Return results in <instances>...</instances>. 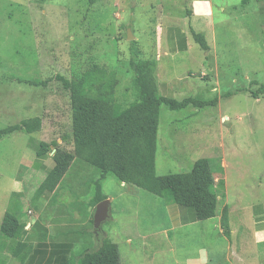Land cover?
<instances>
[{
    "label": "rangeland",
    "instance_id": "374dc122",
    "mask_svg": "<svg viewBox=\"0 0 264 264\" xmlns=\"http://www.w3.org/2000/svg\"><path fill=\"white\" fill-rule=\"evenodd\" d=\"M191 1L95 0L90 4L89 0H0V221L9 208L11 192L22 189L26 196L41 197L36 191L45 174L36 167L26 169L24 156L36 152L40 142L51 143L69 130V93L54 77L77 80L93 66L102 67L115 74V101L126 107L136 97L130 53L136 52L141 59L152 57L158 6L164 23L172 25L185 17ZM213 1L217 4L213 18L215 53L222 64L219 86L213 91V83L193 78L194 90L175 94V100L193 97L213 101L210 105L177 111L160 106L155 171L158 176L189 172L195 161L212 153L207 143L215 141L218 133L231 132L225 158L229 191L237 189L256 200L264 197V185H259L264 184V94H252L264 85V27L245 33L247 22L238 15L243 0ZM220 6L238 9L236 19L225 24V30L220 24L225 18L217 9ZM128 30L133 38L127 39ZM188 34L189 51L205 54ZM185 56L187 53H181L163 60L172 70L170 75L178 76L188 67L182 61ZM33 81L47 83H27ZM221 117L227 119L222 121ZM18 125L23 128L19 130ZM9 126H15L17 133L6 137L11 132ZM217 166L214 160V172ZM21 176L23 184L18 179ZM99 176L95 168L80 171L76 180L82 185L79 202L91 199ZM236 179L244 181L232 187ZM73 180H65V192L57 193L58 199L65 197L66 204L74 200L68 186ZM102 193L111 199L110 215L98 234L117 245L122 264H166L168 259L174 264L185 257L187 249L179 240L180 231L172 252L165 251L168 191L156 196L134 186L123 187L108 175L102 182ZM221 205L218 201L216 212ZM28 217L27 209L22 208L21 220ZM195 243L202 241L197 238ZM203 243L207 246L208 239L204 237ZM189 245L191 251L192 243Z\"/></svg>",
    "mask_w": 264,
    "mask_h": 264
},
{
    "label": "crops",
    "instance_id": "0c3cea01",
    "mask_svg": "<svg viewBox=\"0 0 264 264\" xmlns=\"http://www.w3.org/2000/svg\"><path fill=\"white\" fill-rule=\"evenodd\" d=\"M250 2V0H243V8L238 12V15L245 18L247 22L248 30L245 33L248 35L252 34L250 29L264 27V0H254L252 4ZM216 5L213 0H192L187 9L190 10V17H183L181 21H176L172 25L164 23L162 8L158 6L153 40L154 52L150 60L155 64V77L161 96L175 99V94L179 92H191L195 88L193 78L213 83L212 90H217L218 73L222 64L219 65V57L215 53L216 29L213 18ZM217 9L225 15L223 21L220 22L225 30V24L236 19L238 9L235 7L234 10L230 8L226 10L223 6ZM189 27L204 35L209 47L205 54L189 51L191 48ZM181 53H187L188 56H185L182 61L188 67L178 76L173 77L170 75L171 68L166 66L167 63L163 60L169 61ZM195 70L197 71L194 72ZM226 119V117H221L222 121ZM27 121L26 119L20 122ZM9 127L11 132L7 133L6 137L17 133L14 130L15 126ZM22 128L23 126L18 125L19 130ZM24 133L29 132L24 129ZM230 136L232 137L231 132L218 133L215 141L207 143L212 153H209L206 159L218 162L217 170L213 171L214 182L211 187L217 195V202L222 203L216 216L210 220L197 221L191 209L179 206L169 198L166 208L169 226L164 230L165 239L168 241L165 251L172 252L173 244L178 240L177 232L179 231L181 245L187 249L185 257L174 261V264H264V197L251 200L242 191L237 189L229 191L230 182L225 175L228 163L225 158L228 152L227 140ZM60 137L61 135L56 139L57 144H61ZM67 149L71 150L70 147ZM24 157L23 162L27 166L26 169L39 168L44 172L45 177L46 173L53 168L51 154L37 156L35 151H29ZM80 161L76 159L71 163L59 185L48 198L41 196L39 200H36L31 195L26 196L22 189L10 193L9 208L5 209L3 216L7 212H12L13 208L22 210L25 207L27 209L29 217L21 220L25 223L22 238V244L25 246H18L16 241L2 238L0 235V264H78L84 252L99 248L103 237L99 234L94 235L92 229L95 207H90L88 202H79L78 197L82 194V185L76 181L80 178H77L80 171L85 172L86 169H93V167ZM70 176L74 180L68 186L74 200L66 204L65 197H61L60 200L57 193L65 192L64 183L65 180L72 179ZM18 179L23 184V177ZM243 181V179H236L231 182L233 183L231 185L236 187ZM120 184L123 187L133 186L122 181ZM259 185L264 184L260 182ZM224 207L227 208L228 233H225L220 225ZM35 211L38 215H34ZM1 222L2 219L0 225ZM208 222L211 224L205 226ZM204 237L208 239L207 246L203 243ZM197 238L202 241L199 245L195 243ZM189 242L193 247L191 251H189L191 248ZM122 263L120 259V264ZM166 264H172L171 260L168 259Z\"/></svg>",
    "mask_w": 264,
    "mask_h": 264
},
{
    "label": "trees",
    "instance_id": "16d2710c",
    "mask_svg": "<svg viewBox=\"0 0 264 264\" xmlns=\"http://www.w3.org/2000/svg\"><path fill=\"white\" fill-rule=\"evenodd\" d=\"M94 1L89 0V3ZM185 17H190V10H186ZM189 33L203 52L209 50L202 33L195 32L191 27ZM129 65L134 73L136 97L126 107L115 101L114 89L118 85L115 74L102 67L93 66L77 80L69 81L60 75L54 77L69 93L70 127L61 135V144H57L56 140L38 144L37 156L54 152L53 168L46 173L36 196L48 198L77 159L91 165L100 174L88 201L92 208L106 199L102 193V182L112 175L156 196L168 191L171 200L191 209L197 221L213 219L217 208V195L211 189L214 182L213 159H199L185 173L158 176L155 171L160 106L177 111L189 106L203 108L213 101L194 98L177 101L163 97L158 91L155 64L150 59H141L136 52H132ZM27 83L45 86L47 81ZM257 91L252 94L253 97L264 94V85H260ZM68 146L71 150L67 149ZM21 211L13 209L4 214L0 235L24 247L25 223L21 221ZM220 225L225 233L229 232L226 207L222 210ZM78 264H120L118 247L102 239L99 248L84 252Z\"/></svg>",
    "mask_w": 264,
    "mask_h": 264
},
{
    "label": "water",
    "instance_id": "95a60500",
    "mask_svg": "<svg viewBox=\"0 0 264 264\" xmlns=\"http://www.w3.org/2000/svg\"><path fill=\"white\" fill-rule=\"evenodd\" d=\"M133 38L130 31L127 32V39ZM110 202L105 199L95 206L92 220L93 234L97 235L100 231L101 224L109 218Z\"/></svg>",
    "mask_w": 264,
    "mask_h": 264
}]
</instances>
